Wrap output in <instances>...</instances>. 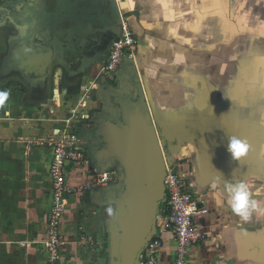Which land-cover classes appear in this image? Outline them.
<instances>
[{"label":"crops","instance_id":"crops-1","mask_svg":"<svg viewBox=\"0 0 264 264\" xmlns=\"http://www.w3.org/2000/svg\"><path fill=\"white\" fill-rule=\"evenodd\" d=\"M228 2L230 12L246 17L247 28L255 33L222 28L219 17L204 11L213 7L212 0H167V8L162 0H0L3 20L9 15L22 20L29 13L33 22L29 33L9 20L0 26V262L46 264L43 242L52 203L53 149L42 141L69 127L100 144L107 123H99L98 133L89 127L98 124L96 108L101 104L104 109L99 122L109 116L110 123L116 116L108 90L96 95L100 83L95 67L101 61L69 71L76 64L64 61L51 45L56 52L51 71L43 83L32 85L21 69L35 68L41 58L23 59L19 42L41 43L38 38L51 36L57 28L48 24L50 12L76 21L81 30L84 20L108 19L116 10L139 42L134 64L124 66L121 78L136 71L168 151L167 162L207 207L195 219L203 237L189 248L187 264H264V88L254 61L264 46L258 32L264 0ZM233 135L251 145L240 161L227 151ZM94 144L90 159L97 166ZM66 175L72 185L88 183L90 188L69 200L61 222L67 239L62 263L108 264L113 236L104 205L111 193L93 183L83 165L68 167ZM241 181L260 201V210L248 220L232 211L227 197L228 188ZM42 211L44 229L32 240ZM162 237L159 264H174V234L164 231Z\"/></svg>","mask_w":264,"mask_h":264},{"label":"water","instance_id":"water-1","mask_svg":"<svg viewBox=\"0 0 264 264\" xmlns=\"http://www.w3.org/2000/svg\"><path fill=\"white\" fill-rule=\"evenodd\" d=\"M19 46L25 50L17 52L23 59L41 58L34 64L35 68L21 70L32 85L43 83L53 66L55 48L51 43L24 40ZM127 64L133 65V60L125 61L124 66ZM134 72L132 80L120 75V88L106 92L117 117H111V122L106 124L101 135L102 145L93 153L99 169L115 167L121 173L119 185L110 189V199L118 204L110 223L112 264L141 263L148 242L157 232V217L167 197L168 162L164 144L140 78Z\"/></svg>","mask_w":264,"mask_h":264},{"label":"built area","instance_id":"built-area-1","mask_svg":"<svg viewBox=\"0 0 264 264\" xmlns=\"http://www.w3.org/2000/svg\"><path fill=\"white\" fill-rule=\"evenodd\" d=\"M122 19L121 34L113 41L104 62V70L111 74L115 73L125 61L135 60L138 50L135 32L127 19L125 17ZM85 117L86 115H83V118ZM42 143H47L53 149L50 166L52 203L47 213L46 238L43 242L47 253L46 264H63L61 249L67 239L61 232L62 219L70 198L82 194L90 187L89 184L83 186L69 184L66 167L70 164L87 167L93 183L100 186L107 185L119 170L113 168V170L101 171L98 170L99 168H93L88 142L69 127ZM165 185L167 197L157 217V232L148 242L140 264H159L158 254L164 246L162 237L164 231L174 234L176 241L174 264H187L189 248L203 237L195 224V219L207 212V207L191 193L179 170L169 163H167Z\"/></svg>","mask_w":264,"mask_h":264},{"label":"flooded vegetation","instance_id":"flooded-vegetation-1","mask_svg":"<svg viewBox=\"0 0 264 264\" xmlns=\"http://www.w3.org/2000/svg\"><path fill=\"white\" fill-rule=\"evenodd\" d=\"M47 6L53 8L51 4H48ZM112 13V17L108 19L101 17L84 20L85 28L77 30L79 28V24L76 21L70 22L65 19L62 14L60 16L59 14L50 12L46 15L48 18V24L56 26L57 29L51 33V36H42L41 38H38V41L41 43H51L53 47H56L60 57L64 61H68L71 65L76 64V67H72L70 65L71 67H69V71H81L83 70L84 65H89L93 61L97 60L101 61L103 66L113 41L121 34L122 31L123 19L121 18H123V16L121 17L120 14L118 15L116 10H113ZM24 17L25 19L22 20L14 15H9V19L7 20L0 18V26L4 25L6 21L9 20L10 23L17 28V30L22 28L23 30H27L29 33L32 31L33 26L32 17L29 13L25 14ZM67 33L69 35H67ZM11 44H14V41ZM89 61L90 63H88ZM124 68L123 63L115 73H112L113 75L116 74L112 80L115 81L116 79L120 81V71ZM109 78L110 77H103L100 75L98 82L100 83L101 88L106 90L110 89L112 82L109 81ZM129 79L132 80V76H130ZM104 118H102V122L99 123H104L103 125H105L109 122V116H105ZM99 123L96 126L93 124L94 131L96 132L99 131ZM89 142L91 141L89 140ZM100 145H102V143H100ZM88 146L89 149L90 147L92 148L91 144H88Z\"/></svg>","mask_w":264,"mask_h":264},{"label":"clouds","instance_id":"clouds-1","mask_svg":"<svg viewBox=\"0 0 264 264\" xmlns=\"http://www.w3.org/2000/svg\"><path fill=\"white\" fill-rule=\"evenodd\" d=\"M250 149L251 145L237 136L229 137L227 151L233 160H242ZM227 197L232 211L244 220H248L253 212L260 210V201L254 199V194L250 191V185L247 182L241 181L231 185L228 188Z\"/></svg>","mask_w":264,"mask_h":264},{"label":"rangeland","instance_id":"rangeland-1","mask_svg":"<svg viewBox=\"0 0 264 264\" xmlns=\"http://www.w3.org/2000/svg\"><path fill=\"white\" fill-rule=\"evenodd\" d=\"M129 22V21H128ZM1 37V36H0ZM1 43V42H0ZM139 43V42H138ZM137 52H138V50L136 51V54H137ZM122 66V65H121ZM95 70H96V73H97V75H98V77H100V75H102L103 77H110L109 78V81H111L112 83H111V85H110V89L108 90V91H115L116 89H119L120 88V86H121V83H120V81L119 80H116L115 79V81L114 80H112L115 76H116V74L115 75H113V74H111V73H108L106 70H104V65L103 66H101V64H99V66H98V68L96 69V67H95ZM120 83V84H119ZM9 88V84L4 88V90L5 89H8ZM105 91H107V90H105V89H103V88H101V85L100 84H97V86H96V95H104V92ZM102 93V94H101ZM101 105V104H100ZM100 105L96 108V115H95V122H97L98 121V123H99V114H100V112H102V113H104V109H102V108H99L100 107ZM103 105V104H102ZM116 112H114V114H115ZM110 115V114H109ZM105 117V116H104ZM103 117V118H104ZM112 117H114V116H112ZM116 117H117V115H116ZM105 119V118H104ZM91 129H94V125H90L89 126ZM81 131V130H80ZM90 131V130H89ZM92 132V131H91ZM96 133H98V132H96ZM85 136V137H84ZM81 137H83V139H85L86 138V135L85 134H83V135H81ZM91 142H93V144L95 145V149L97 148V146H99L100 144H97L94 140H90ZM88 142V144H91V142H89V141H87ZM164 144V143H163ZM164 148H165V154H166V156H167V160H168V158H169V156H168V151H167V149H166V147H165V144H164ZM95 149H94V151H95ZM92 162H94L93 161V159H92ZM93 164V163H92ZM72 165H75V164H70V165H68L67 167H66V169L68 168V167H70V166H72ZM95 165V164H94ZM116 165V164H115ZM116 167H117V165H116ZM93 168H96V169H98V167L97 166H94ZM113 168H115V167H109V168H107V169H110V170H113ZM98 170H104V169H98ZM121 173H120V171L118 172V174L116 175V176H114L113 175V177H112V180L110 181V182H107V185H103V186H101V187H104L105 189H107L108 191H109V193H111L110 192V189L111 188H113V187H115V186H118L119 185V183H120V181H121ZM67 177V176H66ZM67 182L69 183V184H71V182H69L68 180H67ZM72 185V184H71ZM83 185H88V183H85V184H79V186H83ZM100 186V185H99ZM90 188V187H89ZM88 190V189H87ZM86 190V191H87ZM85 191V192H86ZM80 195V194H79ZM108 200H109V202L107 203V204H105L104 205V207L106 208V210H107V213H108V217H109V222L112 220V218H113V216H114V214L116 213V211H117V209H118V204H117V202H114L113 200H111L110 199V196H109V198H108ZM43 216H44V211H42L41 213H40V218H39V225H38V227H37V230H39L36 234H35V237L34 238H32V240H37V239H39V237H40V235H41V233H42V231H43V229H44V222H43ZM111 229V228H110ZM112 233V232H111ZM110 237H111V235H110ZM21 246H23V247H25V246H27V244H21ZM110 251H111V253H110V255H109V260H108V264H112V262H113V257H114V253H113V250L112 249H110ZM3 262H5V261H2V262H0V264H3Z\"/></svg>","mask_w":264,"mask_h":264},{"label":"snow or ice","instance_id":"snow-or-ice-1","mask_svg":"<svg viewBox=\"0 0 264 264\" xmlns=\"http://www.w3.org/2000/svg\"><path fill=\"white\" fill-rule=\"evenodd\" d=\"M165 3V7H169L167 0H162ZM213 7L205 8V13L212 16L219 17L221 21V27L226 30L235 31L237 27L242 28L246 31L255 33L257 30H251L247 28V19L244 16H240L236 13L235 10H229L228 0H212ZM127 7V5H125ZM231 16L232 19L236 21L235 24L229 19ZM167 18V17H166ZM207 18V15L205 16ZM259 35L264 38V23L260 24L258 29ZM254 61L259 65L260 68V78H261V87L264 88V46H259V50L254 55Z\"/></svg>","mask_w":264,"mask_h":264},{"label":"bare ground","instance_id":"bare-ground-1","mask_svg":"<svg viewBox=\"0 0 264 264\" xmlns=\"http://www.w3.org/2000/svg\"><path fill=\"white\" fill-rule=\"evenodd\" d=\"M202 93H204V92H202Z\"/></svg>","mask_w":264,"mask_h":264}]
</instances>
